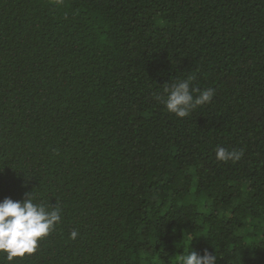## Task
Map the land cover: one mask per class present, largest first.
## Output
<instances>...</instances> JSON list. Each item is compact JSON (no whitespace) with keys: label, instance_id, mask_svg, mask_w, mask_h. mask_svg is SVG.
Listing matches in <instances>:
<instances>
[{"label":"trees","instance_id":"1","mask_svg":"<svg viewBox=\"0 0 264 264\" xmlns=\"http://www.w3.org/2000/svg\"><path fill=\"white\" fill-rule=\"evenodd\" d=\"M31 191L61 220L0 264H264V0H0V201Z\"/></svg>","mask_w":264,"mask_h":264},{"label":"clouds","instance_id":"2","mask_svg":"<svg viewBox=\"0 0 264 264\" xmlns=\"http://www.w3.org/2000/svg\"><path fill=\"white\" fill-rule=\"evenodd\" d=\"M193 80L194 77L189 76L164 89L165 108L179 118L187 117L195 107L210 102L215 94L212 88L201 90L192 87ZM240 155L236 150L216 149L219 161L238 160ZM31 194L32 191L25 193L22 200L4 198L0 201V253L9 262L34 253L39 240L46 237L61 220V209L56 204L45 207L34 202ZM76 235V232L71 233L72 238ZM216 260L217 256L207 251L201 256L188 250L186 255L178 256L177 264H216Z\"/></svg>","mask_w":264,"mask_h":264},{"label":"rangeland","instance_id":"3","mask_svg":"<svg viewBox=\"0 0 264 264\" xmlns=\"http://www.w3.org/2000/svg\"><path fill=\"white\" fill-rule=\"evenodd\" d=\"M192 196H193V194H192Z\"/></svg>","mask_w":264,"mask_h":264}]
</instances>
